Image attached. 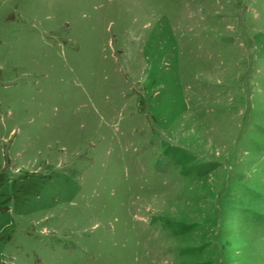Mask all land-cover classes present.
<instances>
[{
    "label": "rangeland",
    "instance_id": "374dc122",
    "mask_svg": "<svg viewBox=\"0 0 264 264\" xmlns=\"http://www.w3.org/2000/svg\"><path fill=\"white\" fill-rule=\"evenodd\" d=\"M0 264H264V0H0Z\"/></svg>",
    "mask_w": 264,
    "mask_h": 264
}]
</instances>
